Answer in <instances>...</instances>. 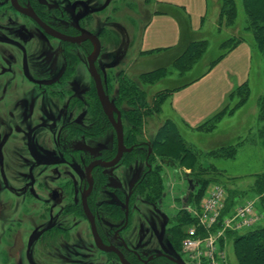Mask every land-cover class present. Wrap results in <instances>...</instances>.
Wrapping results in <instances>:
<instances>
[{"label": "flooded vegetation", "instance_id": "obj_1", "mask_svg": "<svg viewBox=\"0 0 264 264\" xmlns=\"http://www.w3.org/2000/svg\"><path fill=\"white\" fill-rule=\"evenodd\" d=\"M111 3L0 0V264H188Z\"/></svg>", "mask_w": 264, "mask_h": 264}, {"label": "rangeland", "instance_id": "obj_2", "mask_svg": "<svg viewBox=\"0 0 264 264\" xmlns=\"http://www.w3.org/2000/svg\"><path fill=\"white\" fill-rule=\"evenodd\" d=\"M115 1L117 2L118 0H112L111 3L110 30L115 34V29H118L119 27L121 28V34L124 36L126 58H130L133 54H136L137 51L140 52L139 41L141 32L149 15L155 8L154 2L152 0H123L124 2L119 6L117 3L116 8L114 4ZM220 3V0H209L208 15L205 19L202 30L196 35L198 36L197 40H195L197 44L201 45L199 47L200 57L192 68L179 70L175 63L173 64V60L175 61V59L181 54V50L185 45L173 52L150 53L147 54V56L141 57L143 59V67L141 68L142 73H146V71H150L151 69H161L160 72H158V78L153 83L142 81V87L146 93V98L151 99L158 91H162V94L159 95L160 102L158 111H153L152 114L146 118L144 134H154L157 128L163 124L165 120L171 119L175 122L177 128L182 131L181 134L186 143L185 145L195 153L197 160V164L193 165L192 170L186 165L181 166L176 163V165L173 164L172 166H162L161 170L158 171L162 190L164 192L167 191V196L164 201L173 206L169 211L173 214V217L176 218H179L178 216L180 215L181 210H186V207L191 205L192 196H190V192L194 190L191 182H196L194 179L197 178L194 177V173L206 178L214 177L218 179V181L213 182L223 184L230 189H235L236 191L241 192L242 194H240L241 196L238 200L239 203L245 200H250V202H254L255 204L258 202L257 197L250 192V189L247 188L248 186L245 184L247 179L244 181H234L219 177L214 173H203V169H205L207 165H213L215 169H218L215 165V161L219 158H224L223 156L209 155L210 151L226 147L229 145L228 143H234L233 145H237L240 141L242 142V140H245L244 137L247 138L246 140L250 139V133L245 135L244 130L249 129L251 125L253 135L254 132H257V127L260 126V122L255 118L254 113L256 111L257 103L255 104V100L252 99V90H250L248 100L241 105L237 104L241 102L243 92L242 94L235 96L224 109L222 114L209 123V125L203 130L188 131L181 127V124L178 123L179 121L175 117L173 118L168 104V91L203 72L209 64L234 41L241 38H250V34L244 32L242 27L245 24V15L240 3H238L237 18L233 19V21H230L226 18L227 16L221 13ZM124 6H128L129 8L126 13L123 11L121 12ZM122 26H124V29ZM225 40H227V42H222ZM258 58L259 54L256 51L253 53V69L250 77V85L254 89L253 92L256 90L259 91V88L261 87L260 76L257 73L256 67ZM139 73L140 72H138V74ZM245 124L247 126H245ZM239 137L244 139H240ZM234 138H239V140H232ZM218 161L225 164V160L223 161L219 159ZM9 220L19 222L15 218L10 219L5 213L0 215V221L7 222ZM263 224L264 219H261L257 225ZM6 226H8V224ZM15 227L18 229H10L14 232L12 233V236L22 238L28 225L24 222ZM184 229L185 227H183V230ZM232 242L228 244L227 252L231 264H237L234 253L235 246Z\"/></svg>", "mask_w": 264, "mask_h": 264}, {"label": "crops", "instance_id": "obj_3", "mask_svg": "<svg viewBox=\"0 0 264 264\" xmlns=\"http://www.w3.org/2000/svg\"><path fill=\"white\" fill-rule=\"evenodd\" d=\"M154 1L157 4H154L155 8L152 11H157L151 12L142 29L139 41L140 52L144 56L150 53H169L185 45L181 50L182 53L190 43L197 40L196 35L202 30L208 15L209 0ZM164 6H172L175 8L174 12L166 11ZM256 67L261 87H258L259 91L253 92L254 89L250 85L253 69L252 47L246 40L238 42L200 77L171 92L168 104L173 118L175 117L184 129L197 131V128L223 110L230 103L231 94L244 85L252 90V99L256 104L257 97L264 92L260 57ZM257 112L256 106L254 114L260 122ZM251 126L244 130L245 135L250 133V139L246 140L247 138L244 137L246 141L242 140L237 144V151L232 158H219L225 160V164L219 162V159L215 161L218 170L222 172L215 175L234 181L247 179L248 182H245L247 188L252 187L260 175L264 176V135L260 136L258 131L261 122L254 135ZM255 207L260 213L258 202ZM261 217L264 219L263 216Z\"/></svg>", "mask_w": 264, "mask_h": 264}, {"label": "trees", "instance_id": "obj_4", "mask_svg": "<svg viewBox=\"0 0 264 264\" xmlns=\"http://www.w3.org/2000/svg\"><path fill=\"white\" fill-rule=\"evenodd\" d=\"M154 4H157L154 0H152ZM220 11L223 15L227 16L230 21L237 18L238 15V3L242 8V11L245 15V24L242 26L244 32L250 34V38H241L226 47V49L220 53V55L212 61L209 66L201 73L193 77L192 79L178 85L177 87L172 88L167 92V96L171 94L176 89H179L190 82L194 81L198 77H200L203 73H205L215 62H217L223 55H225L232 47H234L238 42L242 40H246L250 43L252 47V51L258 52L259 57L262 62V71L264 76V0H220ZM166 11L171 13L174 12L172 6H164ZM157 11V10H154ZM152 11V12H154ZM148 21V19H147ZM146 21V22H147ZM145 22V24H146ZM144 24V26H145ZM227 42V40L222 41ZM200 43V42H198ZM201 45L197 44V42L190 43L183 52L175 59V65L179 70H186L192 68V66L196 63V61L200 57L199 47ZM161 69L157 68L152 71L142 73L141 74V82H151L153 83L157 78ZM121 91L123 94L130 96L131 100L138 102L141 106V112L139 114V120L144 121L152 112L158 111L159 106V95L162 94V91H158L154 97L151 99L146 98V93L144 90H140L134 87L132 83L125 80L121 85ZM241 102L237 105H241L245 103L250 96V88L247 85H244L238 89H236L230 96L231 100L242 94ZM230 100V102H231ZM257 108H258V119L261 122V127L259 128L260 136L264 135V92L257 97ZM228 106V105H227ZM226 106V107H227ZM225 107V108H226ZM224 108V109H225ZM221 110L218 114L207 120L202 126L197 128L196 130H203L205 127L209 125L215 118L219 117L222 112ZM181 130L177 128L175 122L171 119H167L161 124L153 137L152 144L154 153L158 159L163 162H166V165L172 166L178 163L181 166H188L191 170L193 165L197 164L195 153L188 148L185 144L183 136L181 134ZM237 145L229 144L226 147H221L216 150H212L209 152V155L214 156H223L224 158H232L236 151ZM159 170L151 172L148 177L149 185L153 186L155 189H158L160 192L161 179L158 174ZM201 171V170H200ZM204 172H210L214 174L222 173L218 169H215L213 165H207ZM194 181L197 184L194 185V190L190 192V196H192V206H197L199 200L201 199L203 192L206 186L213 181H218V179L206 178L200 176L199 174L194 173ZM223 185V184H222ZM228 191V197L226 200V207L229 209L240 199L241 192L236 191L235 189H230L227 186H224ZM250 192L255 194L258 198V209L260 211L261 216L264 217V176L260 175L257 180L254 182L252 187H249ZM227 211V210H226ZM180 215L178 216L179 221V232L180 238L182 239L184 236L183 227H186L187 224L193 221L191 214L186 210H181ZM229 243L233 240L234 253L237 264H264V225H254L251 228H248L243 231H230L227 234ZM230 260V257H229ZM231 264V262H230Z\"/></svg>", "mask_w": 264, "mask_h": 264}, {"label": "built area", "instance_id": "obj_5", "mask_svg": "<svg viewBox=\"0 0 264 264\" xmlns=\"http://www.w3.org/2000/svg\"><path fill=\"white\" fill-rule=\"evenodd\" d=\"M227 197L224 185L210 182L198 205L186 207L193 218L181 239L188 264H230L228 232L251 228L262 218L250 200L237 202L228 209Z\"/></svg>", "mask_w": 264, "mask_h": 264}, {"label": "water", "instance_id": "obj_6", "mask_svg": "<svg viewBox=\"0 0 264 264\" xmlns=\"http://www.w3.org/2000/svg\"><path fill=\"white\" fill-rule=\"evenodd\" d=\"M98 92H99V96H100L103 108L107 111L109 107L113 106V104L108 100V97L102 91L98 90Z\"/></svg>", "mask_w": 264, "mask_h": 264}, {"label": "bare ground", "instance_id": "obj_7", "mask_svg": "<svg viewBox=\"0 0 264 264\" xmlns=\"http://www.w3.org/2000/svg\"><path fill=\"white\" fill-rule=\"evenodd\" d=\"M175 63V61L173 60V64ZM149 83H151V82H149ZM144 84V83H143Z\"/></svg>", "mask_w": 264, "mask_h": 264}]
</instances>
